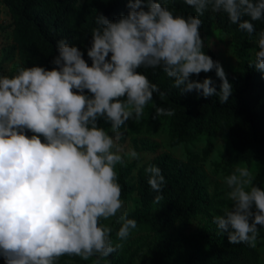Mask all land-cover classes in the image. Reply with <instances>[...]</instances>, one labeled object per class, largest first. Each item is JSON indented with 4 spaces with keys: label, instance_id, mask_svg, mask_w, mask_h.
Listing matches in <instances>:
<instances>
[{
    "label": "clouds",
    "instance_id": "obj_1",
    "mask_svg": "<svg viewBox=\"0 0 264 264\" xmlns=\"http://www.w3.org/2000/svg\"><path fill=\"white\" fill-rule=\"evenodd\" d=\"M185 3L197 15H174L158 0H128L127 15L115 21L97 16L87 49L91 66L79 47L61 39L51 70L19 66L14 75H0V256L5 264H57L65 255L108 264L106 258L124 245L114 243L111 226L102 221L115 218L118 241L137 228L121 199L117 165L139 156L117 142L126 122L141 121L154 93L165 95L138 69L162 68L181 94L196 91L228 102L232 85L222 65L203 51L200 16L209 8L224 12L251 35L252 22L264 19V0ZM257 47L249 66L264 73V31ZM213 70L221 80L219 92L210 77L191 79ZM174 114L156 107L152 118ZM145 172L159 204L165 177L155 165ZM224 183L232 206L213 222L230 244L254 248L258 226H264V188L254 184L246 166L236 167Z\"/></svg>",
    "mask_w": 264,
    "mask_h": 264
},
{
    "label": "trees",
    "instance_id": "obj_2",
    "mask_svg": "<svg viewBox=\"0 0 264 264\" xmlns=\"http://www.w3.org/2000/svg\"><path fill=\"white\" fill-rule=\"evenodd\" d=\"M174 15L187 17L197 15L195 10L185 3V0H158ZM13 20L14 48L18 50L24 67L41 66L51 70L55 65L54 58L59 54L56 44L65 39L70 45L80 48L84 59L91 66L87 49L91 46V32L96 27L95 20L100 14L115 21L121 15L129 12L128 0H85L77 6V0H3ZM202 25L200 34L211 26L218 31L233 33L239 40H254L260 31H264V19L253 21L255 32L248 34L233 24L224 12H213L209 8L200 16ZM247 19V17H245ZM258 47L256 51H258ZM255 51V52H256ZM214 60L213 55H211ZM255 59V53L250 62L237 73L228 74L230 81L243 77L232 85V94L228 102L221 104L219 97L213 95L203 97L196 91L183 93L173 87L174 80L167 77L162 68H140L142 74L158 86L165 95L161 98L154 93L153 100L146 106L153 105L152 117L156 107L173 109L170 137L173 146L183 143L188 137L197 136L203 132L212 134L213 129L221 128L229 131L234 149L239 153L235 164L251 165L260 162V170L254 181L255 185H264V73L254 66H249ZM196 75L191 77L192 80ZM221 80L215 86L220 91ZM145 107V108H146ZM105 129L110 126L100 121ZM32 133H28L30 136ZM212 149L210 144L204 151V159ZM202 158L194 155L189 161L182 162L170 156H162L155 162L165 177V183L160 195L165 207L152 216L147 213L137 219V227H145L154 235L152 242L151 264H167L182 253L188 261H196V253L208 251L204 258L196 263L204 264H257L259 255L255 248L246 244H230L227 233L220 231L215 225L204 231L185 238L179 228L195 218L206 207L201 195L202 186L198 179V169ZM148 176L139 179L138 194L142 207L148 209L154 204V192L147 183ZM121 198H126L133 187L124 186ZM120 225L112 231V239L116 236ZM176 228V231L174 229ZM63 260L57 264H88L78 256ZM108 260L110 264H134L133 253L128 250H118L112 253ZM0 264L5 260L0 256Z\"/></svg>",
    "mask_w": 264,
    "mask_h": 264
},
{
    "label": "rangeland",
    "instance_id": "obj_3",
    "mask_svg": "<svg viewBox=\"0 0 264 264\" xmlns=\"http://www.w3.org/2000/svg\"><path fill=\"white\" fill-rule=\"evenodd\" d=\"M84 2L85 0H77V6H81ZM13 30L14 20L3 0H0V75H14L17 67L23 66L19 52L14 48ZM201 38L204 41L203 51L209 56L213 55L214 61H218L222 65L226 75L237 73L251 61L257 49V38L239 40L233 33L218 31L214 26L203 33ZM209 77L213 80V86H216L220 79L216 76L215 70L208 73L201 72L194 80L202 82ZM242 77L243 74L239 78L232 79L230 83L234 85ZM152 110L153 105L146 107L140 122L129 120L120 130L123 137L117 143L122 145L125 151L135 149L139 156L138 159L125 157V163L117 165L118 182L121 187L134 188L129 196L121 199L124 201L128 217L132 216L137 219L147 213L152 216L162 210L166 203L163 201L159 204L154 203L148 209L142 207L138 186L139 179L148 176L145 172L146 167L155 165L158 158L166 155L182 162L189 161L194 155L200 156L202 160L199 164L198 179L202 186L201 195L206 207L191 221L176 227L182 231L185 238H190L193 234H198L206 228L214 227L216 224L213 222V218L223 215L226 209L231 208L232 201L227 196L229 189L224 183V177L230 175L236 167L246 166L253 172L255 181L260 170V162L255 161L251 165L235 164L239 153L233 147L231 133L221 128L213 129L212 134L203 132L197 136L188 137L183 143L173 146L170 137L171 118L153 119ZM106 130H110V126ZM210 144L212 149L204 159V151ZM121 154L123 155V153ZM258 186L264 188V185ZM102 223L111 226L112 230L119 226L115 218L102 221ZM258 227H261L260 236L254 248L259 255L257 264H264V226ZM153 239L154 235L148 228L137 227L131 230L126 240L118 241L115 236L113 241L114 243L122 242L124 246L121 250H128L129 254L133 253L134 264H151ZM207 254L208 251L197 252L195 254L196 261L190 262L182 253L167 264H198L196 262L200 258L206 257ZM61 258L73 261L68 255ZM93 259L95 257L90 258L88 264H92ZM106 259L110 264L108 257Z\"/></svg>",
    "mask_w": 264,
    "mask_h": 264
}]
</instances>
